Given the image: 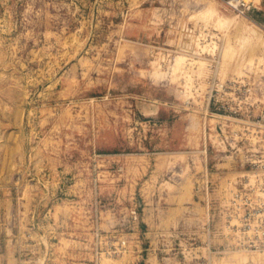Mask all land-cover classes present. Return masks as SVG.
<instances>
[{
	"label": "rangeland",
	"instance_id": "374dc122",
	"mask_svg": "<svg viewBox=\"0 0 264 264\" xmlns=\"http://www.w3.org/2000/svg\"><path fill=\"white\" fill-rule=\"evenodd\" d=\"M0 223L21 264H206L197 223L264 264V0H0Z\"/></svg>",
	"mask_w": 264,
	"mask_h": 264
},
{
	"label": "crops",
	"instance_id": "0c3cea01",
	"mask_svg": "<svg viewBox=\"0 0 264 264\" xmlns=\"http://www.w3.org/2000/svg\"><path fill=\"white\" fill-rule=\"evenodd\" d=\"M153 191V189H151ZM158 190L156 189V192ZM155 192V188H154ZM157 197H160L159 194L155 193L154 201H151L150 205L146 199V207L143 208L141 213L142 223H162V204L159 203ZM146 198V197H144ZM153 199V198H152ZM204 226V225H203ZM209 230L205 227L207 233L204 231V235L201 234V223H197V238L203 242H207L210 246L209 256L205 260L206 264H222L224 262L225 254L229 246L228 238L216 229H218V224L216 223H207ZM204 229V230H205ZM9 231L8 225L0 223V264H21L22 259L16 255V249L18 244L21 243L20 236H9L7 235ZM174 235V236H173ZM173 237L177 239V232L170 233L167 237ZM158 238L157 235L151 234L150 243L155 241ZM160 240V239H158ZM154 260V255L150 254L147 256L145 264H152ZM163 264H169L172 260V257L163 256ZM176 261V260H175ZM170 264H174L173 261Z\"/></svg>",
	"mask_w": 264,
	"mask_h": 264
},
{
	"label": "built area",
	"instance_id": "2783aa9c",
	"mask_svg": "<svg viewBox=\"0 0 264 264\" xmlns=\"http://www.w3.org/2000/svg\"><path fill=\"white\" fill-rule=\"evenodd\" d=\"M136 214V211H134ZM241 231L249 232L254 229L257 234L254 238L248 237L249 243H257L256 245L260 247V249H264V223H241Z\"/></svg>",
	"mask_w": 264,
	"mask_h": 264
},
{
	"label": "bare ground",
	"instance_id": "6f19581e",
	"mask_svg": "<svg viewBox=\"0 0 264 264\" xmlns=\"http://www.w3.org/2000/svg\"><path fill=\"white\" fill-rule=\"evenodd\" d=\"M253 30V29H252ZM252 30H251V32H252ZM255 30V29H254ZM256 31V30H255Z\"/></svg>",
	"mask_w": 264,
	"mask_h": 264
}]
</instances>
